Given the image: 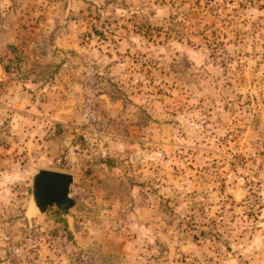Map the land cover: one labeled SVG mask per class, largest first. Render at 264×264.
<instances>
[{
    "label": "rangeland",
    "instance_id": "374dc122",
    "mask_svg": "<svg viewBox=\"0 0 264 264\" xmlns=\"http://www.w3.org/2000/svg\"><path fill=\"white\" fill-rule=\"evenodd\" d=\"M0 264H264V0H0Z\"/></svg>",
    "mask_w": 264,
    "mask_h": 264
},
{
    "label": "water",
    "instance_id": "95a60500",
    "mask_svg": "<svg viewBox=\"0 0 264 264\" xmlns=\"http://www.w3.org/2000/svg\"><path fill=\"white\" fill-rule=\"evenodd\" d=\"M76 175L51 169H38L31 178L32 199L41 214L57 207L62 217H68L77 206L78 200L72 195Z\"/></svg>",
    "mask_w": 264,
    "mask_h": 264
},
{
    "label": "bare ground",
    "instance_id": "6f19581e",
    "mask_svg": "<svg viewBox=\"0 0 264 264\" xmlns=\"http://www.w3.org/2000/svg\"><path fill=\"white\" fill-rule=\"evenodd\" d=\"M36 208H37V206H36ZM38 209V208H37Z\"/></svg>",
    "mask_w": 264,
    "mask_h": 264
}]
</instances>
